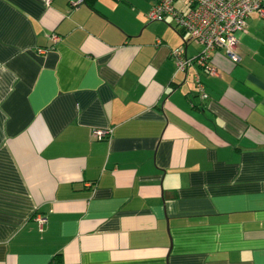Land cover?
Masks as SVG:
<instances>
[{
	"label": "crops",
	"instance_id": "0c3cea01",
	"mask_svg": "<svg viewBox=\"0 0 264 264\" xmlns=\"http://www.w3.org/2000/svg\"><path fill=\"white\" fill-rule=\"evenodd\" d=\"M71 1L0 0V264H264V36Z\"/></svg>",
	"mask_w": 264,
	"mask_h": 264
},
{
	"label": "built area",
	"instance_id": "2783aa9c",
	"mask_svg": "<svg viewBox=\"0 0 264 264\" xmlns=\"http://www.w3.org/2000/svg\"><path fill=\"white\" fill-rule=\"evenodd\" d=\"M49 2V0H46ZM81 0H72L76 5ZM181 3L180 7L177 3ZM257 12L264 19V0H157L149 9V20H163L171 16L177 26L190 39L201 46L200 53L193 58L186 57L179 47L171 51L176 69L184 71L192 63L203 66L208 74L217 75V69L211 62L212 53L222 50L234 62L240 60L238 52L239 32H245L247 18ZM57 40V36H52ZM42 51V50H41ZM201 97L205 98L203 86L198 82ZM97 139L110 135L111 130L97 129L93 131ZM44 218L38 217L42 224Z\"/></svg>",
	"mask_w": 264,
	"mask_h": 264
},
{
	"label": "rangeland",
	"instance_id": "374dc122",
	"mask_svg": "<svg viewBox=\"0 0 264 264\" xmlns=\"http://www.w3.org/2000/svg\"><path fill=\"white\" fill-rule=\"evenodd\" d=\"M181 5V3H177V6ZM247 25L256 27V30L261 32V34L264 36V19L259 17V14L257 12H253L248 18H247ZM248 28V27H247Z\"/></svg>",
	"mask_w": 264,
	"mask_h": 264
},
{
	"label": "trees",
	"instance_id": "16d2710c",
	"mask_svg": "<svg viewBox=\"0 0 264 264\" xmlns=\"http://www.w3.org/2000/svg\"><path fill=\"white\" fill-rule=\"evenodd\" d=\"M179 7H180V5H179ZM164 20V19H163ZM182 32H184L183 30H181ZM185 33V32H184ZM239 33H241V32H239ZM220 51H222V50H220ZM224 53V52H223ZM185 55V54H184ZM240 55V54H239ZM170 56H171V53H170ZM186 56V55H185ZM187 57V56H186ZM241 57V56H240ZM172 58V57H171ZM241 59V58H240ZM173 60V59H172ZM240 61V60H239ZM238 61V62H239ZM174 62V61H173ZM234 62V61H233ZM235 63H237V62H235ZM175 64V63H174ZM200 67H202L205 71H206V69L203 67V66H201V65H199ZM185 71V70H184ZM207 72V71H206ZM208 73V72H207ZM198 82L199 83H201L200 81H199V79H197V87H198ZM202 84V83H201ZM203 86V85H202ZM199 89V88H198ZM203 91H204V88H203ZM205 93V92H204ZM199 95L201 96V94H200V91H199ZM109 135H107V136H105L104 138H102V139H97L96 137H95V139L96 140H103V139H105L106 137H108Z\"/></svg>",
	"mask_w": 264,
	"mask_h": 264
}]
</instances>
